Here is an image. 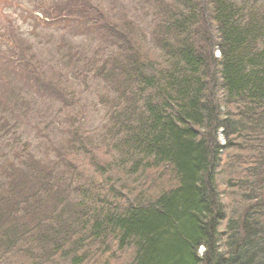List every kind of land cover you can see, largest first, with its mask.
Masks as SVG:
<instances>
[{
	"label": "trees",
	"instance_id": "trees-1",
	"mask_svg": "<svg viewBox=\"0 0 264 264\" xmlns=\"http://www.w3.org/2000/svg\"><path fill=\"white\" fill-rule=\"evenodd\" d=\"M153 1L151 40L98 4L85 21L61 18L69 37L95 32L110 49L88 66L115 97L96 137L53 122L48 158L5 136L31 97L74 100L36 55L24 67V48L7 56L0 41V138L14 142L0 166L1 262L264 264V0ZM152 170L168 184L137 190Z\"/></svg>",
	"mask_w": 264,
	"mask_h": 264
},
{
	"label": "rangeland",
	"instance_id": "rangeland-1",
	"mask_svg": "<svg viewBox=\"0 0 264 264\" xmlns=\"http://www.w3.org/2000/svg\"><path fill=\"white\" fill-rule=\"evenodd\" d=\"M153 2V0H0V41L6 40L5 49L10 46L7 56H11L13 46H16L15 49L19 46L23 47L26 57L23 64L25 67L30 60L29 54L36 55L38 70L42 71L48 80L58 79L66 90L65 96L74 100L71 106H64L61 105L65 104L64 101L51 102L42 97H31L30 99L35 100L36 103H32L27 119L19 121L20 126H15L12 131L7 132L5 138L18 137L22 142L30 144L31 151L37 153V156L44 155V158H48L55 153L44 138L53 122L63 121L66 128L79 126L92 137L101 133L108 121L106 107L109 104L105 100L111 95L115 97V91L113 88L110 89L102 78H97L94 75L93 64L89 66L88 64L91 56L95 55L99 58L104 51L110 53V49L100 47L102 39L95 32L88 37H69L70 31L63 30L62 26L65 22L60 20L67 14L82 13L85 21L88 15L93 14L95 17L93 9L90 8L97 11L99 5L105 9L104 13L108 15L112 24H115V21L118 24L131 22L135 38L151 40L150 37L154 34L151 31L155 30L156 26L155 22H151L155 11L152 7ZM42 13L50 18L46 19ZM43 19L46 21L45 25L39 23ZM101 26L102 24L98 25V28L100 29ZM142 44L146 53L149 52L150 57H155L158 48L156 50V47L146 41ZM69 47L78 50L76 52L78 54H74V50L73 53L67 51ZM89 68L90 71L87 73ZM6 73H10V68ZM8 76L11 78L12 75ZM2 87L3 84H0V89ZM5 138H0V166L9 164L14 158V151L11 149L14 142L6 141ZM155 172L157 171L152 170L143 175L142 181L138 179L134 184L137 190L148 184L152 186L158 183L160 187L168 184L170 181L168 174L157 181ZM15 261L20 260L12 259V262L8 261L7 264ZM0 264L6 263L0 260Z\"/></svg>",
	"mask_w": 264,
	"mask_h": 264
},
{
	"label": "bare ground",
	"instance_id": "bare-ground-1",
	"mask_svg": "<svg viewBox=\"0 0 264 264\" xmlns=\"http://www.w3.org/2000/svg\"><path fill=\"white\" fill-rule=\"evenodd\" d=\"M219 136H220V142H221V144H224L225 143V140H224L225 138H224L222 132L219 133ZM202 249H203V247H201L199 251L201 252Z\"/></svg>",
	"mask_w": 264,
	"mask_h": 264
},
{
	"label": "built area",
	"instance_id": "built-area-1",
	"mask_svg": "<svg viewBox=\"0 0 264 264\" xmlns=\"http://www.w3.org/2000/svg\"><path fill=\"white\" fill-rule=\"evenodd\" d=\"M203 250V249H202Z\"/></svg>",
	"mask_w": 264,
	"mask_h": 264
},
{
	"label": "clouds",
	"instance_id": "clouds-1",
	"mask_svg": "<svg viewBox=\"0 0 264 264\" xmlns=\"http://www.w3.org/2000/svg\"><path fill=\"white\" fill-rule=\"evenodd\" d=\"M202 251V250H201Z\"/></svg>",
	"mask_w": 264,
	"mask_h": 264
}]
</instances>
